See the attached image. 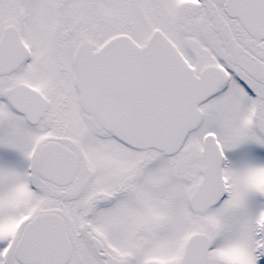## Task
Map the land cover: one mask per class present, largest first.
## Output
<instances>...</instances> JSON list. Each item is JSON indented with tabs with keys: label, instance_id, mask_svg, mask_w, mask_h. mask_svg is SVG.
Returning <instances> with one entry per match:
<instances>
[{
	"label": "snow or ice",
	"instance_id": "obj_1",
	"mask_svg": "<svg viewBox=\"0 0 264 264\" xmlns=\"http://www.w3.org/2000/svg\"><path fill=\"white\" fill-rule=\"evenodd\" d=\"M0 264H264V0H0Z\"/></svg>",
	"mask_w": 264,
	"mask_h": 264
}]
</instances>
